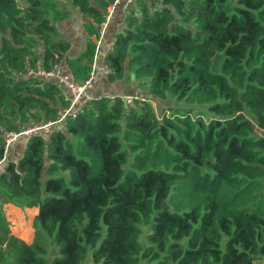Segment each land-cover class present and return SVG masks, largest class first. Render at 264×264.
Returning a JSON list of instances; mask_svg holds the SVG:
<instances>
[{"label":"trees","instance_id":"1","mask_svg":"<svg viewBox=\"0 0 264 264\" xmlns=\"http://www.w3.org/2000/svg\"><path fill=\"white\" fill-rule=\"evenodd\" d=\"M57 1L0 0V160L5 131L68 104L55 81L19 73L65 59L84 80L113 0H69L90 36L74 57ZM124 28L107 78L149 94L94 99L6 162L0 264H264V0H137ZM6 203L38 207L31 244Z\"/></svg>","mask_w":264,"mask_h":264},{"label":"crops","instance_id":"2","mask_svg":"<svg viewBox=\"0 0 264 264\" xmlns=\"http://www.w3.org/2000/svg\"><path fill=\"white\" fill-rule=\"evenodd\" d=\"M135 3L136 2L126 4L122 2L116 5L111 13L110 19L103 33L104 43L102 45L101 55V62L103 64H105L106 53L109 51L108 42H114L117 34L124 32L126 16ZM56 4V8L61 11H66L67 16L63 19L55 20L54 23L57 26L60 35L69 40L71 43L68 56H78L85 50L87 42L90 38L84 28V23L88 17L74 7L69 0H58ZM106 12L107 9L105 13ZM97 30L99 32L98 24ZM96 38H94V42ZM38 51L39 53H42V46L38 48ZM57 65L63 73L71 74L65 59H62ZM143 82V80L136 79L133 75L111 82L108 80L107 75H104L96 87H94L91 91L94 95L109 96L112 94L132 93L146 96L149 94L148 86L143 84ZM64 91L66 96L68 92L66 89H64ZM27 141L28 140L26 138H22L8 148L5 157L0 160V170L4 168L6 162L9 160L17 161L22 156L26 148ZM4 207L7 210L6 215L8 216L7 218L10 223L12 233L31 244L34 241L36 234L34 218L38 213V207H24L12 203H6L4 204Z\"/></svg>","mask_w":264,"mask_h":264},{"label":"built area","instance_id":"3","mask_svg":"<svg viewBox=\"0 0 264 264\" xmlns=\"http://www.w3.org/2000/svg\"><path fill=\"white\" fill-rule=\"evenodd\" d=\"M137 0H113L108 6L107 12L104 15V20L98 24L99 36L95 40V52L93 60L91 62L90 71L84 80L75 79L72 74L63 73L57 64H54L50 69L44 67L33 68L27 65L25 72L19 73L20 78H38L53 80L58 83L63 89L67 90L65 96L68 104L58 109L57 115L54 120L39 123L36 121H30L16 131H5L4 143L5 152L16 141L26 138H30L34 134H41L42 136L48 135L57 129L68 117H75L78 112L85 106L89 105L92 100L100 99L103 95H94L92 89L96 87L100 79L111 72V69L101 62L102 45L104 43L103 33L110 19L116 5L124 2L131 4ZM114 47V42H108L109 50ZM111 99L120 97L126 106H131L137 97L132 93L127 94H112L109 95Z\"/></svg>","mask_w":264,"mask_h":264},{"label":"rangeland","instance_id":"4","mask_svg":"<svg viewBox=\"0 0 264 264\" xmlns=\"http://www.w3.org/2000/svg\"><path fill=\"white\" fill-rule=\"evenodd\" d=\"M22 1L23 0H18V2L19 3H22ZM174 103H176V104H181V102L179 103L177 100H175L174 99ZM152 104L153 105H156L153 101H152ZM164 107H166V105L165 104H162L161 105V107H158L157 108V113H159L160 111H162L161 109H163ZM4 211H5V214L7 213V210L5 209V207H4ZM7 216V215H6ZM8 217V216H7ZM31 222H33V221H31ZM141 227H142V231H143V233H142V236H141V239L144 241V242H146V234L148 233V226L146 225V224H141ZM85 264H94L93 262H92V259H91V257H90V255L87 257V259H86V261H85Z\"/></svg>","mask_w":264,"mask_h":264},{"label":"water","instance_id":"5","mask_svg":"<svg viewBox=\"0 0 264 264\" xmlns=\"http://www.w3.org/2000/svg\"><path fill=\"white\" fill-rule=\"evenodd\" d=\"M166 207H167V205H166V203L164 202V203H163V208H166Z\"/></svg>","mask_w":264,"mask_h":264}]
</instances>
